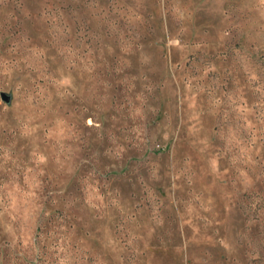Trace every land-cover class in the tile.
Wrapping results in <instances>:
<instances>
[{"label": "rangeland", "instance_id": "1", "mask_svg": "<svg viewBox=\"0 0 264 264\" xmlns=\"http://www.w3.org/2000/svg\"><path fill=\"white\" fill-rule=\"evenodd\" d=\"M0 264H264V0H0Z\"/></svg>", "mask_w": 264, "mask_h": 264}, {"label": "water", "instance_id": "2", "mask_svg": "<svg viewBox=\"0 0 264 264\" xmlns=\"http://www.w3.org/2000/svg\"><path fill=\"white\" fill-rule=\"evenodd\" d=\"M1 99H2V101H4V102H7V103L10 102V97H9L8 95L1 94Z\"/></svg>", "mask_w": 264, "mask_h": 264}]
</instances>
